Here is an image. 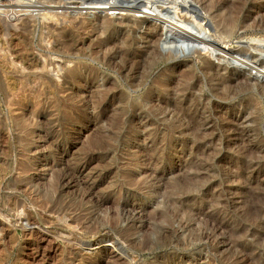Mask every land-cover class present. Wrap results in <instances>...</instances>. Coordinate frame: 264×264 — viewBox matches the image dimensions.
I'll return each instance as SVG.
<instances>
[{"label": "rangeland", "instance_id": "rangeland-1", "mask_svg": "<svg viewBox=\"0 0 264 264\" xmlns=\"http://www.w3.org/2000/svg\"><path fill=\"white\" fill-rule=\"evenodd\" d=\"M183 1L0 0V264H264V0Z\"/></svg>", "mask_w": 264, "mask_h": 264}, {"label": "bare ground", "instance_id": "bare-ground-1", "mask_svg": "<svg viewBox=\"0 0 264 264\" xmlns=\"http://www.w3.org/2000/svg\"><path fill=\"white\" fill-rule=\"evenodd\" d=\"M106 1H109V3H107V5L108 6H113V8L114 9H116V10H122L123 12H125V11H128V12H132V13H134V17H132V18H128L127 19V23H126V26L127 27H131V25H136V29H134L133 31H136L137 30V28H139L138 26L139 25H143V24H147L148 23V19H147V17H144V14H147V11H148V8L147 7H143V6H141V5H139V3L137 2V0L136 1H134L133 3L131 2V4L132 5H130V6H126L127 4H125L126 3V1L127 0H125L124 2L123 1H121V0H106ZM154 1H158V2H168V0H154ZM176 1H180V2H184L183 0H176ZM102 3H104V2H102ZM185 3V2H184ZM105 5V4H104ZM205 9V8H204ZM159 13H160V16H162V17H166L168 20L169 19H175V20H177V21H179L178 20V18L180 17L181 18V15H178V14H176V15H173L171 12H169V11H167V10H160L159 11ZM204 13V12H203ZM135 15H138V16H135ZM140 15V16H139ZM206 15V14H205ZM124 16L125 15H122V18H124ZM130 16V15H129ZM207 17V16H206ZM183 18V17H182ZM180 24L178 25V24H170L169 26H172V27H174V28H176V30H177V28L179 29L180 27H183V28H188V27H190L191 29L190 30H192V28L194 27V23L193 22H191V21H180L179 22ZM107 29H112V28H114V27H112V25H109V26H107L106 27ZM180 30V29H179ZM200 32L201 33H203V34H207V32L203 29V31H201L200 30ZM170 37H177L179 40H178V43L182 46V48H183V46H185V48L186 49H188V48H191L190 46L191 45H201L202 47H204L205 45H206V41H203V40H198V39H196L193 35H191V34H180V33H177V35H174V34H172ZM161 42H164V41H161ZM109 44H111V43H109ZM108 44V45H109ZM127 44V43H126ZM164 44L166 45V46H168L169 47V49L171 50V45H169V44H167V43H165L164 42ZM128 45V44H127ZM163 45V44H162ZM264 46V45H263ZM200 47V46H199ZM113 49H114V47H113ZM173 49V48H172ZM74 51H75V49H74ZM116 52H119V51H116ZM69 53H71V52H69ZM133 53V52H132ZM156 53V52H155ZM195 53V52H194ZM137 52H136V50L134 51V55H136L137 56ZM157 54V53H156ZM118 55V54H117ZM120 55V54H119ZM118 55V56H119ZM123 55V54H122ZM112 56V55H111ZM170 56H171V54L168 56V58H170ZM123 57V56H122ZM134 58V57H133ZM166 58V57H165ZM135 59H136V57H135ZM59 60V59H58ZM131 60V59H130ZM115 61V60H114ZM62 62V61H61ZM134 62V61H133ZM209 64V63H208ZM56 65V64H55ZM57 66V65H56ZM62 66V65H61ZM208 67H210L209 65H208ZM63 68V67H62ZM76 68H78V67H76ZM58 69H61V67L59 68V66H58ZM62 70V69H61ZM61 70H57V71H61ZM208 70V69H207ZM56 71V72H57ZM210 72V71H209ZM55 73V72H54ZM80 73H81V71H80ZM83 73V72H82ZM130 73V72H129ZM57 74H58V72H57ZM85 74H86V72H85ZM87 74H88V72H87ZM141 74V73H140ZM60 76V75H59ZM83 76V75H82ZM86 76V75H85ZM190 77H191V75H189ZM195 76V75H194ZM57 77V76H56ZM129 77V76H128ZM69 78V77H68ZM77 78V77H76ZM84 78H86V77H84ZM188 79V78H187ZM79 81V80H78ZM185 81H187V80H185ZM158 82H160V81H158ZM189 82V81H188ZM58 83H59V81H58ZM79 83V82H78ZM133 83V82H132ZM221 83V82H220ZM224 83V82H223ZM138 84H139V81H138ZM184 84V83H183ZM226 84V83H225ZM132 86V85H131ZM178 86V85H177ZM69 87V86H68ZM223 87V86H222ZM221 87V88H222ZM232 87V86H231ZM58 88V87H57ZM62 88V87H61ZM139 88V87H138ZM141 88H142V86H141ZM169 88V87H168ZM224 88V87H223ZM74 89V88H73ZM130 89H132V87L130 88ZM152 91H148V92H146V94H145V96H144V99H143V101H142V103L141 104H145V103H152L153 102V95H152V93H151ZM178 93V92H177ZM78 97V96H77ZM176 98V97H175ZM113 99V98H112ZM157 99V98H156ZM111 100V99H110ZM49 101V100H48ZM52 101V100H51ZM69 101V100H68ZM162 101V100H161ZM111 102V101H110ZM112 102H113V100H112ZM46 103V102H45ZM45 103H43V104H45ZM50 103V102H49ZM54 104V103H53ZM158 104H159V102H158ZM165 104H167V101H165L164 99H163V101H162V103H161V105H160V108L163 110V107L162 106H164ZM188 104V103H187ZM176 105H178V104H176ZM125 106H126V103H125ZM142 107H143V105H135L133 108H134V110L137 112V111H139L140 109H142ZM159 107V106H158ZM171 107V106H170ZM175 107V106H174ZM72 113V112H71ZM180 113H181V111H180ZM172 114V113H171ZM191 114V113H190ZM129 115V114H128ZM130 116V120H133V122L134 121H136V117H137V114L136 113H133V114H130L129 115ZM194 117L195 116H193V117H191V120H189L188 121V123H186V124H179L178 125V127L177 128H179L180 130H181V132L182 133H184V130H183V128H191V127H193L194 125H195V127H196V124L194 123ZM140 118V117H139ZM139 120V119H138ZM176 120H177V122L178 123H181V120H180V118L179 117H176ZM187 120V119H186ZM200 120V119H199ZM196 121H198V119L196 120ZM203 121V120H202ZM150 125V124H149ZM186 125V127H184ZM193 125V126H192ZM137 127H139V126H137ZM199 127V126H198ZM137 129V128H136ZM144 129H145V127H144ZM198 129H200V128H198ZM192 130V129H191ZM235 130V129H234ZM173 131H174V129H172V128H170V130H168L164 135H163V138H162V143H166V144H169V143H173V141H174V137H173ZM114 132V131H113ZM201 132V131H200ZM235 132V131H234ZM189 133V132H188ZM238 133H239V131H238ZM102 134V133H101ZM106 134V133H105ZM110 134V133H109ZM176 134V133H175ZM177 135V134H176ZM184 135H186V134H184ZM191 136V135H190ZM193 136V135H192ZM198 136V135H197ZM202 136V135H201ZM200 136V137H201ZM96 137V136H95ZM104 138V137H103ZM202 138V137H201ZM200 138V140H202ZM199 139V138H198ZM99 140H100V138H99ZM191 140V139H190ZM98 141V140H97ZM105 141V140H104ZM156 142V141H155ZM177 142V141H176ZM212 142V141H211ZM185 144V143H184ZM193 144V143H192ZM214 144V143H213ZM103 146H105V145H103ZM115 146V145H114ZM170 146V145H169ZM198 146V145H197ZM196 146V147H197ZM198 147H200V146H198ZM98 148V147H97ZM108 148V147H107ZM205 148V147H204ZM91 149H92V147H91ZM91 149H89L88 150V152L91 150ZM111 149V148H110ZM92 151V150H91ZM93 151H95V149H93ZM100 151V150H99ZM98 151V152H99ZM103 151H104V149H103ZM167 151V150H166ZM96 152V151H95ZM90 153V152H89ZM94 153V152H93ZM100 153V152H99ZM207 153V152H206ZM249 153V152H248ZM196 154H198V153H196ZM247 154V153H246ZM199 155H203V154H199ZM249 155H251V153H249ZM204 156V155H203ZM202 156V157H203ZM247 156H248V154H247ZM246 156V157H247ZM201 157V156H200ZM251 157V156H250ZM249 158V157H248ZM206 159H208V158H206ZM82 162H84V161H82ZM87 162V161H86ZM93 162V161H92ZM89 163H90V161H89ZM88 163V164H89ZM91 164V163H90ZM101 164V163H100ZM89 166V165H88ZM84 168V167H83ZM54 169V168H53ZM62 169V168H61ZM85 169V168H84ZM63 170V169H62ZM57 171V170H56ZM72 171V170H71ZM75 171H77V170H75ZM74 171V172H75ZM59 172V171H58ZM57 172V173H58ZM61 175H62V173L61 172H59ZM58 173V174H59ZM65 173V172H64ZM64 173H63V175H64ZM68 173V172H67ZM76 173V172H75ZM52 174H54V173H52ZM55 174H56V172H55ZM54 174V175H55ZM56 176V175H55ZM55 176H53V177H55ZM57 177V176H56ZM55 177V178H56ZM59 177V176H58ZM57 177V178H58ZM61 177V176H60ZM55 178H53V181H54V179ZM61 180H60V184H61V181L63 182V180H62V177L60 178ZM64 179V178H63ZM68 179V178H67ZM57 181V180H56ZM59 181V180H58ZM58 181H57V183H58ZM68 181H70V180H68ZM73 182V181H72ZM75 182V181H74ZM129 182V181H128ZM55 183V182H54ZM63 183H65V182H63ZM62 183V184H63ZM59 184V183H58ZM75 184V183H74ZM53 185V184H52ZM55 185H56V183H55ZM54 185V186H55ZM186 185V184H185ZM184 185V186H185ZM50 186V185H49ZM54 186H52V187H54ZM69 186V185H68ZM48 188V187H47ZM49 188H51V187H49ZM60 188V187H59ZM90 188V187H89ZM49 190V189H48ZM48 190H46L45 192H47ZM51 190H54L53 192H55L56 190H55V188H51ZM67 190H68V188H67ZM15 191H16V189H15ZM57 192V194H58V191H56ZM64 192V191H63ZM94 192V191H93ZM50 193V192H49ZM52 195H55V197H56V194H53V193H51ZM50 194V195H51ZM65 194H67V193H65ZM62 195V194H61ZM93 195V194H92ZM84 198V197H83ZM91 198V197H90ZM134 198V197H133ZM42 199V198H41ZM100 199V198H99ZM128 199V198H127ZM48 200V199H47ZM89 200V199H88ZM88 200H87V203H88ZM129 200V199H128ZM84 201H85V199H84ZM45 203V202H44ZM91 203V202H90ZM46 204H48V203H46ZM45 204V205H46ZM65 204V203H64ZM56 206H57V204H55ZM179 205V204H178ZM48 206H50V205H48ZM64 206V205H63ZM98 206V205H97ZM54 208V207H53ZM52 209V208H51ZM56 209H58L57 207H56ZM97 209V208H96ZM54 210H55V208H54ZM52 211V210H51ZM57 211V210H56ZM98 211V210H97ZM181 211H179L178 212V214L180 213ZM54 213H56V212H54ZM53 213V214H54ZM56 216V215H55ZM177 217H178V215H176ZM175 216V217H176ZM58 217V216H57ZM61 217V216H60ZM174 217V216H173ZM56 218V217H55ZM54 218V219H55ZM58 219H60V218H58ZM65 219V218H64ZM26 220V219H25ZM56 220V219H55ZM160 220H161V218H160ZM27 221V220H26ZM162 221V220H161ZM60 222V221H59ZM66 223H68V222H66ZM22 224V223H21ZM73 224V223H72ZM71 224V225H72ZM69 225V224H68ZM71 225H69V226H71ZM74 227V226H73ZM23 228V227H22ZM69 228V227H68ZM72 228V226L70 227V229ZM167 230V229H166ZM168 231V230H167ZM166 231V232H167ZM160 232H162V231H160ZM164 232V231H163ZM165 232V233H166ZM171 232V231H170ZM162 235V234H161ZM164 236V235H163ZM149 238H151V237H149ZM167 239V238H166ZM151 241H152V239H151ZM151 248V247H150ZM149 248V249H150ZM152 249V248H151ZM247 263V262H246Z\"/></svg>", "mask_w": 264, "mask_h": 264}, {"label": "built area", "instance_id": "built-area-1", "mask_svg": "<svg viewBox=\"0 0 264 264\" xmlns=\"http://www.w3.org/2000/svg\"><path fill=\"white\" fill-rule=\"evenodd\" d=\"M84 8V7H83Z\"/></svg>", "mask_w": 264, "mask_h": 264}]
</instances>
